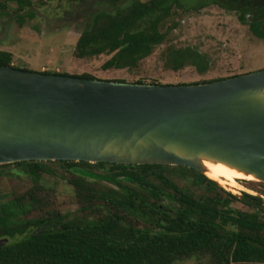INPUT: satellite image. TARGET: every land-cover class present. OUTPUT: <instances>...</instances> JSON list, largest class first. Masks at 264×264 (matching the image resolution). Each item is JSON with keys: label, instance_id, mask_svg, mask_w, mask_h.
<instances>
[{"label": "trees", "instance_id": "obj_1", "mask_svg": "<svg viewBox=\"0 0 264 264\" xmlns=\"http://www.w3.org/2000/svg\"><path fill=\"white\" fill-rule=\"evenodd\" d=\"M76 1L93 11L74 56L86 60L109 56L102 65L105 71H137L157 48L165 46L160 53L165 69L179 72L193 67L200 75L210 72L213 59L198 46L169 43L178 25L169 22L177 10L190 13L218 6L236 13L254 37L264 40V0ZM9 3L16 5L14 11L23 22L25 16L36 14L32 0H7L0 3V16L10 9ZM63 4L65 12L67 3ZM13 61L11 52L0 50V65L18 68ZM72 76L96 79L88 74ZM235 76L239 75L231 77ZM50 164L60 165L70 175L79 204L76 213L56 208L38 212L47 197L43 175L55 174ZM0 174L24 175L33 183L25 193L0 204V238L8 239L0 247V264H177L202 257L209 258L210 264H264V211L193 169L59 160L0 165ZM169 174L190 184L181 186ZM244 195L264 205L261 197ZM238 203L248 210L237 207Z\"/></svg>", "mask_w": 264, "mask_h": 264}, {"label": "water", "instance_id": "obj_2", "mask_svg": "<svg viewBox=\"0 0 264 264\" xmlns=\"http://www.w3.org/2000/svg\"><path fill=\"white\" fill-rule=\"evenodd\" d=\"M59 160L183 166L204 175L209 162L264 183V69L162 85L0 65V165ZM7 243L0 238V247Z\"/></svg>", "mask_w": 264, "mask_h": 264}, {"label": "rangeland", "instance_id": "obj_3", "mask_svg": "<svg viewBox=\"0 0 264 264\" xmlns=\"http://www.w3.org/2000/svg\"><path fill=\"white\" fill-rule=\"evenodd\" d=\"M5 1L7 0H0V3ZM32 1L36 14L33 17L25 16L24 22L18 12L14 11L15 4L9 3L10 9L0 16V50L11 52L14 66L20 69L69 75L88 74L101 80H124L129 83L143 81L162 85L192 84L264 69V40L254 37L249 32L248 25L239 21L236 13L227 12L218 6L211 5L190 13L177 10L173 21L169 22L178 24L169 37V43L198 46L212 57L214 67L207 74L200 75L193 67L179 72L165 69L160 59L165 46L157 48L152 56L141 63L137 71L132 72L103 70L102 65L110 58L106 55L90 60L77 59L74 56L75 45L82 29L90 20L92 7L76 0ZM42 1L46 5H41ZM64 2L67 3L65 12ZM50 168L55 174L43 175L41 184L47 197L42 210L38 212L45 214L47 210L56 208L63 213H76L79 204L74 187L68 181L70 175L58 164H50ZM170 176L181 186L190 184L182 177ZM103 182L113 186L109 182ZM216 182L234 195L246 193L264 200V183L236 179L239 187L235 188L222 181ZM32 185L31 179L24 175L0 174V204L7 203L15 195L25 193ZM236 206L248 210L241 203ZM177 264L210 263L209 258L202 257Z\"/></svg>", "mask_w": 264, "mask_h": 264}, {"label": "bare ground", "instance_id": "obj_4", "mask_svg": "<svg viewBox=\"0 0 264 264\" xmlns=\"http://www.w3.org/2000/svg\"><path fill=\"white\" fill-rule=\"evenodd\" d=\"M204 164L207 168L206 176L211 180L218 182L222 181L235 188L239 187L236 179L258 182L252 175L247 176L223 164H213L209 162H205Z\"/></svg>", "mask_w": 264, "mask_h": 264}]
</instances>
